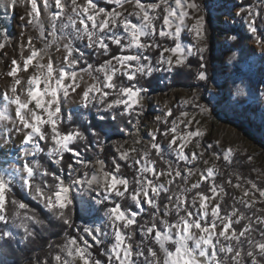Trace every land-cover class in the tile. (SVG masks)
Masks as SVG:
<instances>
[{
    "label": "snow or ice",
    "instance_id": "snow-or-ice-1",
    "mask_svg": "<svg viewBox=\"0 0 264 264\" xmlns=\"http://www.w3.org/2000/svg\"><path fill=\"white\" fill-rule=\"evenodd\" d=\"M19 8L23 23L10 54L8 30L0 25V60L6 61L0 77L11 78L0 90L6 101L0 144L19 146L22 159L14 171L21 187L65 231L63 242L49 243L47 258L35 264H264V181L235 171L232 148L217 152L218 142L204 143L197 116L209 109L196 94L176 108L165 105L147 142L135 140L141 148L114 142L110 160L99 155L107 141L96 125L62 127L69 97L96 108L101 121L140 124L155 74L190 69L194 55L205 59L207 29L198 0H0L5 15ZM240 13L264 48L257 26L258 20L264 24V0ZM187 36L194 43L185 44ZM93 56L103 59L93 63ZM197 79L207 81L206 71ZM93 146L98 155L89 164L81 148ZM250 172L264 177V170ZM0 224L5 243L17 238L13 229L22 230V240H34L35 226L45 224L3 174Z\"/></svg>",
    "mask_w": 264,
    "mask_h": 264
},
{
    "label": "rangeland",
    "instance_id": "rangeland-1",
    "mask_svg": "<svg viewBox=\"0 0 264 264\" xmlns=\"http://www.w3.org/2000/svg\"><path fill=\"white\" fill-rule=\"evenodd\" d=\"M99 2L103 4V0H99ZM198 2L201 5L207 29V50L203 54L205 59L201 62L198 56L189 57L191 68L181 69L179 74H186V78L177 81L175 79L178 74L156 73L157 79L152 81L148 93L149 99L145 101V116L141 118L140 124H136L135 121L133 124H127L126 120L112 121L110 118L101 121L99 116L102 113H98L96 108L84 109L78 100L69 97L62 105V116L64 117L62 127L86 128L96 125L97 128L94 130L106 133L107 141L105 152L99 155L110 160L114 153V148H112L114 142L127 140L126 148L131 146L141 148L142 145L135 144V140L143 137L147 142L149 139L147 133L152 131L155 117L163 115L166 110L165 105L176 108L182 100L190 99L193 94H196L199 98L198 102L209 109L208 113L197 116L200 128L206 132L204 143L215 145L218 142L219 148H215L217 152L232 148L236 153L237 162L233 165L235 171L246 177L251 175L258 182L264 181V177H257L256 173L250 172L253 167L264 170V48L258 44L256 38L248 30L245 23L246 17L240 13L241 7H253L257 0H198ZM128 7L130 8L131 5ZM23 12L24 9L19 8L15 12L9 10L5 15L3 10H0V25L7 28L12 42L6 50L9 54L20 37V26L23 23L20 15ZM257 26L261 31H264V24H261L259 20ZM232 36H235L236 39H231ZM184 43L190 45L194 41L191 36H187ZM52 55L59 57L60 53L55 52L53 47ZM102 59L93 56L91 62L99 63ZM5 62V60H0V71L5 70ZM201 63L206 65L204 69H200ZM199 70L206 71L207 81L197 79ZM10 79L0 77V90L9 85ZM84 79L91 82L86 74ZM5 103L6 101L0 96V108H3ZM185 107L189 111H196L190 106ZM69 117H71L70 120ZM121 129H125V131H121ZM137 129H139L138 135ZM129 133L133 135H129ZM15 146V153L8 154L3 151L4 155L0 154V174L12 178L13 189L17 188L25 195L26 199L31 200L21 187L20 175L14 171L20 167L18 161L22 159L19 146L16 144ZM1 147L3 148L5 145L1 144ZM81 151L89 164L94 162L98 155L95 146L92 151H84L83 148ZM247 157L253 158L251 164L246 163ZM1 163L7 165L1 168ZM220 163L222 165L223 162ZM53 166L56 167L54 164ZM84 170L81 169V172ZM87 171L91 174L92 170L89 168ZM124 174L131 177L132 171L125 168ZM64 175L67 176L68 171H64ZM236 194L239 195V193ZM88 198V196L82 197L84 200ZM37 205L47 214L49 220H54L41 205ZM3 227L0 224V228ZM41 229L40 225L35 226V231ZM13 230L17 233L15 240L10 243L0 241V264H35L37 258L40 260L47 258L48 245L39 246L35 252H31L29 250L31 245L26 247L28 241L21 239L22 230ZM46 231L52 232L54 228L47 227ZM41 234L43 237L36 240L39 245L40 243L43 245L44 241L48 240V235L45 232ZM64 237L65 232L61 236L57 235L51 238L49 243H61ZM11 251H15L16 255H12Z\"/></svg>",
    "mask_w": 264,
    "mask_h": 264
},
{
    "label": "trees",
    "instance_id": "trees-1",
    "mask_svg": "<svg viewBox=\"0 0 264 264\" xmlns=\"http://www.w3.org/2000/svg\"><path fill=\"white\" fill-rule=\"evenodd\" d=\"M191 62H193V61H191ZM182 78H186V74H184V73L178 74L176 76L175 81H177L178 79H182ZM40 158H41L42 163L45 164V166L50 167L52 169H56V167H54L53 164L46 159V157L41 156ZM68 160H69V156H68V154H66L65 155V161L68 162ZM65 172H67V169H65ZM13 190H14V192H16L18 198H22L24 200V202H26L27 204H29L32 208L36 209V211L40 214L41 219L45 220V224L43 226H41L42 229L40 231H37L36 230L37 236L35 237V239L34 240H29L28 243H27L28 245L26 247H28L29 245L32 246V247L30 246V249H29V250H31V252H35L36 249H37V247H39V246H44V247L47 246L48 243H49V240L51 238L56 237L57 235H60L61 236V235L64 234L65 231H62L61 227L59 226L58 221H56V220H49L48 217H47V214H45L43 212V210L40 208V206H38L34 201H32L30 199H26L25 195H23L20 192V190H18L17 188H14ZM145 218H147V216H145ZM79 222H80V220H77V223H79ZM47 227H51V229L54 228V231H56L57 233L54 232V231L47 232L46 231L47 230ZM43 231L45 232V234L48 235V237H47L48 240H45L43 238L45 240L44 243H43V245H42V243H40V245H39V243H36V240H39L40 237H43V236H41L42 235L41 233H44ZM37 242H39V241H37ZM12 255L15 256L16 255V252L15 251L12 252Z\"/></svg>",
    "mask_w": 264,
    "mask_h": 264
},
{
    "label": "bare ground",
    "instance_id": "bare-ground-1",
    "mask_svg": "<svg viewBox=\"0 0 264 264\" xmlns=\"http://www.w3.org/2000/svg\"><path fill=\"white\" fill-rule=\"evenodd\" d=\"M14 147H16L15 146V144H8V145H6L5 147H1V144H0V149H3V151L4 152H8V154H12V153H15L14 151ZM4 152H2V153H0L1 155H4ZM4 165H7V164H4V163H1V168H3L4 167Z\"/></svg>",
    "mask_w": 264,
    "mask_h": 264
}]
</instances>
